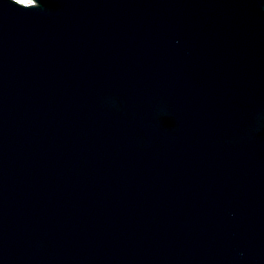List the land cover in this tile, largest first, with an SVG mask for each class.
<instances>
[{
  "label": "water",
  "instance_id": "95a60500",
  "mask_svg": "<svg viewBox=\"0 0 264 264\" xmlns=\"http://www.w3.org/2000/svg\"><path fill=\"white\" fill-rule=\"evenodd\" d=\"M0 264H264V0H0Z\"/></svg>",
  "mask_w": 264,
  "mask_h": 264
},
{
  "label": "clouds",
  "instance_id": "9594fccd",
  "mask_svg": "<svg viewBox=\"0 0 264 264\" xmlns=\"http://www.w3.org/2000/svg\"><path fill=\"white\" fill-rule=\"evenodd\" d=\"M41 7V5H40V3H39V7H37V8H34V9H38V8H40Z\"/></svg>",
  "mask_w": 264,
  "mask_h": 264
}]
</instances>
